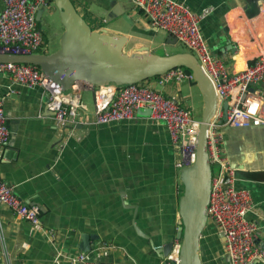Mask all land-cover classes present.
<instances>
[{"label": "crops", "instance_id": "crops-1", "mask_svg": "<svg viewBox=\"0 0 264 264\" xmlns=\"http://www.w3.org/2000/svg\"><path fill=\"white\" fill-rule=\"evenodd\" d=\"M71 1L94 30L126 33L130 41H141L157 54L159 50L171 54L169 47L182 45L168 42L166 32L152 29L131 0ZM178 1L194 12L210 10L200 28L213 56L230 70L252 64L264 44L261 0ZM53 9L52 5L43 10L36 21L45 42L43 52L48 53L59 49L63 33ZM158 78L145 82L179 100L199 121L203 96L196 83L159 85ZM260 87L264 90V81ZM72 89L77 116L58 127L46 106L43 88L20 86L0 75V100L11 132L0 155V180L10 184L27 204L38 206L41 221L34 226L0 205V264H71L69 257L81 251V234L96 238L90 243L100 240L87 253L104 264H178L182 157L167 128L151 120L145 108L138 109L132 120L88 123L94 113L92 89ZM223 121L216 116L208 130L220 134L223 154L236 168L238 186L250 192L253 208L248 217L259 227L258 239L262 240L264 126L236 128ZM168 243L172 249L163 253ZM199 256L202 264H230L221 234L209 220L200 237Z\"/></svg>", "mask_w": 264, "mask_h": 264}, {"label": "built area", "instance_id": "built-area-1", "mask_svg": "<svg viewBox=\"0 0 264 264\" xmlns=\"http://www.w3.org/2000/svg\"><path fill=\"white\" fill-rule=\"evenodd\" d=\"M131 1L135 9L142 11L152 29L162 30L174 37L196 57L214 85L218 106L213 118L222 117V123L229 127L264 126V90L260 87L264 81V44L259 47L251 65L230 70L221 58L211 54L202 34L200 24L209 14V9L194 12L178 0ZM261 1L264 3V0ZM52 5V0H2L0 53L42 52L45 42L37 28L36 14ZM0 75L20 86L43 88L46 106L52 112L56 126L64 127L77 116L78 105L72 102L71 95H63L60 87L46 79L38 66L0 62ZM172 81L195 82L193 74L182 68L171 69L158 78L159 85ZM90 87L94 113L88 123L107 125L132 120L138 109L145 108L149 110L151 120L159 121L167 128L173 146L181 153L179 166L182 168L193 161L199 121L179 100L164 95L145 81L122 86L105 84ZM10 137L7 115L0 100V155ZM207 152L212 168L208 220L221 234L230 264L263 262L264 251L257 242L259 227L248 217L253 208L250 192L238 186L236 168L223 154L219 133L208 130ZM0 205L8 207L18 218L34 226L40 225L39 207L27 204L4 180H0ZM47 233L53 235L51 230ZM261 241L264 243V238ZM179 245L176 246V258ZM69 259L71 264H104L83 251L71 255Z\"/></svg>", "mask_w": 264, "mask_h": 264}, {"label": "water", "instance_id": "water-1", "mask_svg": "<svg viewBox=\"0 0 264 264\" xmlns=\"http://www.w3.org/2000/svg\"><path fill=\"white\" fill-rule=\"evenodd\" d=\"M63 26L59 49L53 52L24 51L19 54L0 53V62L29 63L40 68L49 81L60 87L63 95H71L73 86H122L161 76L174 68H187L203 96V112L199 120L194 159L180 170L183 191L179 199L177 239L180 241L178 264H202L199 256L200 237L208 221V203L212 168L207 152V135L217 110L214 85L204 73L196 57L188 51L161 55L152 52L138 40L130 41L126 33L100 28L94 30L79 14L71 0H52ZM43 10H39L37 17ZM126 21L127 16L121 15ZM168 42L176 39L168 36ZM128 50L126 51V49ZM89 234L80 235L79 249L85 253L99 243ZM264 251V243L259 240ZM172 243L163 253L172 249ZM168 250V251H167Z\"/></svg>", "mask_w": 264, "mask_h": 264}, {"label": "rangeland", "instance_id": "rangeland-1", "mask_svg": "<svg viewBox=\"0 0 264 264\" xmlns=\"http://www.w3.org/2000/svg\"><path fill=\"white\" fill-rule=\"evenodd\" d=\"M180 50H184L185 51V50H188V49H186L184 46H182V45H180L178 43H176L175 46H172V47L168 48V52L169 53H175V52L180 51ZM159 53H161V55H164V51L159 50ZM196 117H199V116L196 115Z\"/></svg>", "mask_w": 264, "mask_h": 264}, {"label": "trees", "instance_id": "trees-1", "mask_svg": "<svg viewBox=\"0 0 264 264\" xmlns=\"http://www.w3.org/2000/svg\"><path fill=\"white\" fill-rule=\"evenodd\" d=\"M43 52V51H42ZM182 69H184L185 71H190V70H188L187 68H184V67H181ZM157 77H159V76H157ZM195 83V82H194Z\"/></svg>", "mask_w": 264, "mask_h": 264}]
</instances>
